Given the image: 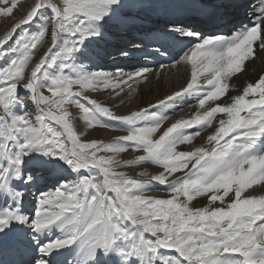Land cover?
Here are the masks:
<instances>
[{
    "label": "snow or ice",
    "instance_id": "6c2138e0",
    "mask_svg": "<svg viewBox=\"0 0 264 264\" xmlns=\"http://www.w3.org/2000/svg\"><path fill=\"white\" fill-rule=\"evenodd\" d=\"M0 4L3 16L18 8ZM127 34L147 55L175 52L191 77L156 104L117 115L86 93L119 96L146 79L147 67L90 70L102 45ZM256 48L264 51V0H31L0 34V264H264V195L248 191L264 189V74L227 96ZM186 98L214 106L154 139ZM72 105L89 128L127 134L82 141ZM217 114L227 118L213 125ZM206 126L214 131L205 144L177 151L199 135L189 129ZM129 151L142 154L117 159ZM133 165L162 171L139 172L147 179L117 171ZM155 185L167 198L146 194ZM199 197L208 204L193 206Z\"/></svg>",
    "mask_w": 264,
    "mask_h": 264
},
{
    "label": "bare ground",
    "instance_id": "6f19581e",
    "mask_svg": "<svg viewBox=\"0 0 264 264\" xmlns=\"http://www.w3.org/2000/svg\"><path fill=\"white\" fill-rule=\"evenodd\" d=\"M31 3V0H21L18 3V8L14 11V14L11 16H7L5 19L3 18V22L0 23V34L10 28L11 24L16 21L21 13L27 9L28 5ZM225 34L227 30H225ZM135 39L134 43L127 49L129 51V55L127 57H123L119 55L121 46H117L112 41L104 44L103 54L108 53L106 58L102 55L96 60V64L98 67L91 68L90 70H104L108 72H115L117 68L122 69L124 72H130L135 68L131 67L130 64L132 62H147V65H156L160 64L158 67L151 68L153 69L152 74L148 77V81H144L143 78L139 81H133L131 86H124V91L120 93L119 96L116 95V92H119V89H108L100 92H89L88 95L91 99H96L101 104L110 107L117 115H127L130 111L138 110L140 108H147L149 105H154L158 100L163 99L166 95H171L173 92L179 91L181 88L187 85L188 80L191 77V68L186 62L171 64L170 61L173 60V56L176 58L175 52L172 53V56H159L155 57L152 55H147L145 52L137 50V45L139 43L135 34H127L118 36L115 39L118 41H122L123 43L128 39ZM50 44V35H47L46 41L38 50L37 54H41L42 50H45ZM155 46H149V51L152 50ZM187 50V49H186ZM256 56L255 58L246 61V67L244 71L239 74H235L234 77L229 81V91L227 93L228 98L231 96L239 95L242 93L243 87L246 86L247 83H255L261 74H264V51H261L259 48H256ZM183 53H181L182 55ZM109 56V57H108ZM137 56L144 58L138 59ZM147 56H149L150 60ZM179 60V59H178ZM163 63V64H162ZM163 65V68H161ZM115 66V68H114ZM117 66V68H116ZM114 69H111V68ZM131 67V68H129ZM139 69V68H138ZM150 69V70H151ZM199 83L201 85L204 84L203 80H200ZM251 98V97H249ZM231 102L230 99L221 98L217 101V103H225ZM209 106H214L213 102L207 101L203 107H200L198 101L192 98H186L185 102L180 106L175 107L173 110L167 111L165 113L166 119L163 121L161 125V129L158 130L157 134H154V139H158V135L163 129L170 126L172 123L176 122L178 119H191L197 113H202L207 110ZM157 111H162L158 109ZM171 117V118H170ZM220 118L226 119V114H217L213 119V125L218 123ZM76 124V123H75ZM75 128L78 133H81V136L84 135L83 126L76 124ZM196 128L189 129L188 132H194ZM212 131H214L213 126H208L207 131L199 132L202 134L200 137H194L193 141L195 143V147L201 146L205 144L207 135H209ZM102 136L107 137L106 140L111 141L113 138L121 135L127 134V129L122 126L114 127V129L110 128H102L101 129ZM85 137V136H84ZM89 140V139H88ZM86 141V140H85ZM207 146V145H205ZM177 151H190L192 147L189 144H178L176 146ZM142 153H133L131 151L127 153L119 154L117 157L118 160H126L134 157L135 155H139ZM118 170L125 172L127 175L132 176L134 178L139 179H147L146 177H139V172L143 170H147L150 175L156 174L158 171H162V169L157 168L156 166L150 165H139V166H128L123 168H118ZM182 175L181 172L174 173L169 179H173L176 176ZM251 194L254 195H264V189H261L259 186H253V189L248 190ZM147 195L158 196L161 198H167L169 195L168 191L164 189L162 185H155L150 191L146 193ZM213 205V206H218ZM208 201L206 197H199L193 201V206H204L207 205Z\"/></svg>",
    "mask_w": 264,
    "mask_h": 264
},
{
    "label": "rangeland",
    "instance_id": "374dc122",
    "mask_svg": "<svg viewBox=\"0 0 264 264\" xmlns=\"http://www.w3.org/2000/svg\"><path fill=\"white\" fill-rule=\"evenodd\" d=\"M21 0H17V3H19ZM3 6H5V5H2V4H0V7H3ZM7 16H3V15H0V23H2L3 22V18L5 19ZM46 39H47V36L45 37V39H44V41H43V43L46 41ZM134 41H135V39L133 38V39H128V40H126L124 43L122 42V41H118L117 39H114L112 42L114 43V44H116L117 46H121L122 47V49H124V50H127V49H129V47L134 43ZM43 43L40 45V47L43 45ZM102 47H103V45H102ZM103 48H107V47H103ZM39 50V49H38ZM186 50V49H185ZM107 55H109V52L108 53H104L102 56L103 57H101V58H106L107 57ZM109 57V56H108ZM148 58H149V56H147ZM167 57V56H166ZM138 59H144V58H141V57H138L137 56V60ZM178 59H179V56H176V58L175 59H173V60H171L170 61V63L171 64H174L176 61H178ZM145 60H150V58L149 59H145ZM139 61V60H138ZM160 64L161 63H159V64H156V65H147V62L146 61H144V62H132V64H130V66L131 67H133V68H135V69H138V68H142V67H147L148 69H149V72L147 73V77H146V79H143L144 81H148V77L152 74V72H150V71H152L153 69H151V68H154V67H158V66H160ZM163 64V63H162ZM131 67H129V68H131ZM114 68H115V66H114ZM113 67L111 68V69H114ZM116 68H117V66H116ZM151 69V70H150ZM133 70V69H132ZM75 90V89H74ZM89 93V92H88ZM88 93H86L87 95H88ZM47 94V93H46ZM90 97V96H89ZM91 98V97H90ZM69 111L71 112V114H72V116H73V118H74V120H73V122H74V126L76 125V124H78V125H80L81 124V126H83V128L85 129L84 130V135H82L80 138H81V140L82 141H90V140H93V139H97V140H102V141H104V142H108V140H106V138L107 137H103L102 136V133H101V129L102 128H104L103 126H101V125H93L91 128H89L88 126H87V124H86V122L83 120V119H81V117H80V111H79V109H78V107L77 106H75V105H72V106H69ZM99 115V114H98ZM171 118V117H170ZM101 119H105V122L106 123H110V124H117V122H115V121H108V120H106V118H102L101 117ZM76 123V124H75ZM106 128V127H105ZM107 128H109V127H107ZM126 128V127H125ZM110 129H114V127L113 128H110ZM127 129V128H126ZM207 129H208V126H206V127H204V128H202V129H196V131H201V132H205V131H207ZM200 132V133H201ZM199 133V135L198 136H195V137H200L202 134H200ZM85 136V137H84ZM202 137V136H201ZM89 139V140H88ZM192 148L193 147H195V143H194V141H192L191 142V144H189ZM117 158H119V157H117ZM117 171H120V170H118L117 169ZM122 172V171H121Z\"/></svg>",
    "mask_w": 264,
    "mask_h": 264
}]
</instances>
